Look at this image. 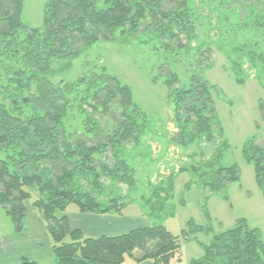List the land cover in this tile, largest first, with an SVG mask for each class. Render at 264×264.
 <instances>
[{
	"label": "trees",
	"instance_id": "16d2710c",
	"mask_svg": "<svg viewBox=\"0 0 264 264\" xmlns=\"http://www.w3.org/2000/svg\"><path fill=\"white\" fill-rule=\"evenodd\" d=\"M233 3L48 0L43 26L29 28L22 19L24 0H0V149L6 155L0 159V207L16 234L26 230L30 211L40 216L55 264H125L127 258L134 264H182V244L188 242L203 251L190 264H264L260 230L238 219L234 227L217 231L206 205L208 224L191 219L179 235L161 224L92 238L73 228L66 215L72 204L81 214L125 215L133 202L122 186L137 187L136 169L126 151L142 143L148 119L132 89L105 68L93 69L77 81L54 82V64L76 59L98 42L149 35L190 75L187 85L170 69L161 77L173 111L171 145L200 151V164L183 166L176 174L190 175L186 191L198 187L208 198L230 201L229 188L240 182L241 169L238 164L223 165L231 145L217 112L219 88L206 78L216 64L212 47L225 56L228 65L223 69L238 85L255 80L264 91V1ZM207 5L217 12L215 19L212 13H202ZM199 20L200 29L209 31L200 46ZM241 33L247 36L234 48L229 39ZM260 109L264 122V101ZM241 154L253 166L264 197V146L259 135L244 143ZM173 178L174 174L167 189L156 190L165 200ZM17 264L40 263L23 258Z\"/></svg>",
	"mask_w": 264,
	"mask_h": 264
},
{
	"label": "rangeland",
	"instance_id": "374dc122",
	"mask_svg": "<svg viewBox=\"0 0 264 264\" xmlns=\"http://www.w3.org/2000/svg\"><path fill=\"white\" fill-rule=\"evenodd\" d=\"M229 1L234 5L235 0ZM24 2V24L29 28H41L48 0ZM210 6H203L202 13L206 17L212 13L215 19L217 12ZM197 11L200 14V2L197 3ZM227 11L228 15H234L230 9ZM198 25L197 44L200 46V40H206L205 36L209 31L205 27L204 31L200 29V20ZM213 35L216 32H212ZM245 36L246 33H241L231 37L229 41L236 48ZM195 45L193 42L192 46ZM212 48V58L215 57L216 64L206 73V78L219 88L217 112L231 145V149L224 154L223 165L238 164L241 169L240 182L229 188V202L218 196L208 198L209 194L206 195L198 187L186 191L185 187L191 181L190 175L176 174L183 166L200 164V151L196 147L181 149L171 145L170 136L175 132L173 111L168 104V90L161 77L170 69L178 76L182 85H187L190 75L185 65L177 62L174 55L157 47L156 41L150 35L138 36L126 42L121 39L118 42H98L78 58L58 60L54 64V82L77 81L93 69L105 68L110 75L132 89L135 103L147 116L148 131L142 143L131 146L126 151L129 163L136 169L137 179L135 189L122 186V191L129 195L128 201L133 202L125 210L126 230L162 224L173 234L179 235L191 219L198 225L208 224L203 211V206L206 205L217 231L230 229L238 219H246L251 227L260 230L264 241V197L256 183L253 166L245 162L241 154L242 146L253 135H259L260 143L264 146V122L260 109V103L264 101V91L255 80L238 85L231 72L223 69L228 65L225 56L214 46ZM212 150L210 148L208 154ZM5 156L0 149V159ZM172 174L174 178L170 182V196L165 200L164 195H158L156 190L167 189L168 179ZM74 209L76 206L73 204L67 207L68 212ZM30 215L36 214L30 211ZM38 218L41 219L40 216ZM10 233L16 234L14 224L0 207V238L8 239ZM200 239L204 242L208 240L205 237ZM182 245V264H190L191 260L203 255L202 249L194 243ZM42 264H55V261L44 260ZM125 264H134V261L127 258Z\"/></svg>",
	"mask_w": 264,
	"mask_h": 264
},
{
	"label": "crops",
	"instance_id": "0c3cea01",
	"mask_svg": "<svg viewBox=\"0 0 264 264\" xmlns=\"http://www.w3.org/2000/svg\"><path fill=\"white\" fill-rule=\"evenodd\" d=\"M66 215L73 228L85 236H118L131 231L124 227V218L110 215L81 214L77 209ZM126 222V221H125ZM133 230V229H132ZM8 239L0 238V264H17L21 259L32 261H54L52 243L46 233L44 222L36 215H29L26 230L21 234H8ZM143 264H152L144 262Z\"/></svg>",
	"mask_w": 264,
	"mask_h": 264
}]
</instances>
